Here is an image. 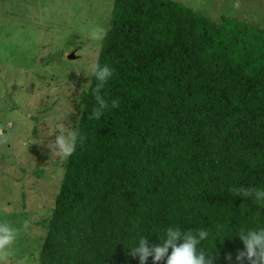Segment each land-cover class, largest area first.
Masks as SVG:
<instances>
[{
  "label": "trees",
  "instance_id": "16d2710c",
  "mask_svg": "<svg viewBox=\"0 0 264 264\" xmlns=\"http://www.w3.org/2000/svg\"><path fill=\"white\" fill-rule=\"evenodd\" d=\"M96 62L114 69L109 108L91 118L82 92L85 141L64 163L36 264H138L129 244H155L169 225H264V210L229 193L264 186L263 27L172 0H113ZM213 243L214 264H238V237Z\"/></svg>",
  "mask_w": 264,
  "mask_h": 264
},
{
  "label": "rangeland",
  "instance_id": "374dc122",
  "mask_svg": "<svg viewBox=\"0 0 264 264\" xmlns=\"http://www.w3.org/2000/svg\"><path fill=\"white\" fill-rule=\"evenodd\" d=\"M172 1L212 20L223 15L264 28V0ZM112 4L0 0V223L18 229L0 264H36L66 161L52 143L76 128L83 72L96 62L102 40L89 34H105Z\"/></svg>",
  "mask_w": 264,
  "mask_h": 264
},
{
  "label": "clouds",
  "instance_id": "9594fccd",
  "mask_svg": "<svg viewBox=\"0 0 264 264\" xmlns=\"http://www.w3.org/2000/svg\"><path fill=\"white\" fill-rule=\"evenodd\" d=\"M90 38L101 40L103 37L102 29H93L90 31ZM114 73L108 64L99 62L93 63L88 72L83 74L88 77L84 84L85 91L94 99L95 103L91 107V118L99 120L109 108V103L102 94V89L110 81ZM92 80L95 83H92ZM79 107L87 111L89 107L83 104ZM118 101H111V107H117ZM85 136L78 128H71L62 135H56L52 147L55 148L62 160L71 157L76 151L77 146L83 144ZM52 150V149H51ZM234 196L242 200L251 201L258 210H264V186H245L240 185L229 190ZM18 229L7 222L0 223V253L7 254V250L17 239ZM156 234V233H155ZM151 235V234H150ZM158 242L149 244L146 234L139 235L134 243L127 247L129 254L138 258V264H146L151 257L153 264L164 261V264H214L219 255L215 246L213 251L203 247V242L213 241L217 238L222 242L225 237L232 238L236 236L242 242V250H237L235 261L243 264H264V225H258L254 228L240 227L233 230L232 235L223 232L211 234L207 228L182 229L179 225H169L163 230V234H156ZM214 244V243H213ZM226 259L232 261V255L228 254Z\"/></svg>",
  "mask_w": 264,
  "mask_h": 264
},
{
  "label": "water",
  "instance_id": "95a60500",
  "mask_svg": "<svg viewBox=\"0 0 264 264\" xmlns=\"http://www.w3.org/2000/svg\"><path fill=\"white\" fill-rule=\"evenodd\" d=\"M69 58H72V55H70Z\"/></svg>",
  "mask_w": 264,
  "mask_h": 264
}]
</instances>
